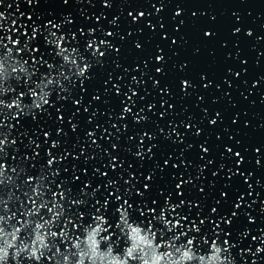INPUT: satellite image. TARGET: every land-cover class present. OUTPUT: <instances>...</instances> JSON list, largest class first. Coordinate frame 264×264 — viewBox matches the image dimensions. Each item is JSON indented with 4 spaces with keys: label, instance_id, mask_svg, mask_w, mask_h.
Listing matches in <instances>:
<instances>
[{
    "label": "water",
    "instance_id": "1",
    "mask_svg": "<svg viewBox=\"0 0 264 264\" xmlns=\"http://www.w3.org/2000/svg\"><path fill=\"white\" fill-rule=\"evenodd\" d=\"M0 11V264H264V0Z\"/></svg>",
    "mask_w": 264,
    "mask_h": 264
},
{
    "label": "snow or ice",
    "instance_id": "2",
    "mask_svg": "<svg viewBox=\"0 0 264 264\" xmlns=\"http://www.w3.org/2000/svg\"><path fill=\"white\" fill-rule=\"evenodd\" d=\"M3 2V0H0V3H2ZM140 15H143V13H140ZM5 19V13L3 12V11H0V27H2L3 25H2V22H3V20ZM16 23V21H13V24H15ZM16 31L18 32L19 31V29L17 28L16 29ZM37 28L36 27H33V29H32V33H31V35H28V33H27V31H25V35L26 36H28V39L29 40H31V39H33L36 35H37ZM11 41H12V43H14L15 45H19V44H21V40L19 39V38H16V39H12V37H11ZM57 43V46L59 47V41H57L56 42ZM17 51H23V48H17L16 49ZM36 51H39V49H36ZM60 52H61V54H63L64 53V49L63 48H61L60 49ZM101 55H103V53L101 52L100 53ZM65 56V55H64ZM157 59L158 60H162L163 59V57H157ZM49 67H51V65L49 66ZM81 71H84V67L83 68H81ZM158 71H159V69H158ZM53 81L51 80V79H47V81H46V83H37L36 84V88H43V87H45V84H51ZM187 81H185V85H187ZM30 94L32 95V96H36L37 94H38V92L35 90V89H30ZM20 95L21 96H23L24 95V93L23 92H21L20 93ZM15 101H16V106L17 107H19V105H20V100H19V98H17V99H15ZM13 103V102H12ZM77 103H79V101H77ZM0 104H3V102H2V100H0ZM11 106V105H10ZM126 111H130V109H126ZM215 121H213V123H214ZM45 135H47V133H45ZM3 140H0V142H2ZM205 151H207V149H205ZM229 151H231V149H229ZM237 156H239L240 154L239 153H237L236 154ZM54 159V158H53ZM48 163L49 164H52L53 163V160H49L48 161ZM3 168V166L2 165H0V169H2ZM145 187H148V185H145ZM180 187V185L178 184L177 185V188H179ZM237 207H239V205H237ZM151 211L154 213L155 211H156V209H151ZM213 211H215V209H213ZM161 213H163V210H161ZM166 223H171V221H165ZM231 221H229V223H230ZM176 223H180V220H177L176 221Z\"/></svg>",
    "mask_w": 264,
    "mask_h": 264
}]
</instances>
